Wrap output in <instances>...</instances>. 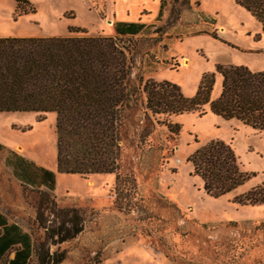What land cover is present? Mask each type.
Returning <instances> with one entry per match:
<instances>
[{"label": "rangeland", "instance_id": "obj_1", "mask_svg": "<svg viewBox=\"0 0 264 264\" xmlns=\"http://www.w3.org/2000/svg\"><path fill=\"white\" fill-rule=\"evenodd\" d=\"M33 11L15 14L13 0H0V34L13 36H106L112 19L153 20L159 0H27ZM154 19L133 37L115 38L130 61L138 98L120 131V177L133 188L114 203V174L80 177L59 173L55 197L17 183L0 157V211L33 241L29 264H264V199L233 200L264 185V132L224 120L205 105L203 113L143 120L146 80L166 81L192 97L202 74L213 75L210 100L218 97L217 66L264 71V32L233 0H164ZM206 19L210 22H204ZM166 122L176 124L170 134ZM53 112H0V143L47 167L55 163ZM148 131V132H147ZM210 141L228 145L248 179L210 197L192 174L188 157ZM69 197H66V196ZM74 209L82 230L57 243L53 234ZM69 216V215H68ZM67 227V224H64ZM40 259L42 262L40 263Z\"/></svg>", "mask_w": 264, "mask_h": 264}, {"label": "trees", "instance_id": "obj_2", "mask_svg": "<svg viewBox=\"0 0 264 264\" xmlns=\"http://www.w3.org/2000/svg\"><path fill=\"white\" fill-rule=\"evenodd\" d=\"M13 1L16 15L33 11L27 0ZM233 1L264 32V0ZM164 4V0H159L156 21ZM122 25L124 30L119 28ZM148 26L151 25L115 23L114 30L116 35H134ZM130 68L123 47L113 37H0V112H53L57 172L80 177L113 173L116 205L133 188L132 179L119 175L120 131L127 110L138 98ZM216 72L221 82L219 95L214 100H210L212 74H202L192 97H183L178 87L169 82L146 80L140 89L144 98L143 120L188 112L201 115L207 105L212 114L224 120L235 119L264 132V71L217 66ZM165 124L170 134L178 132L176 124ZM262 159L264 165V149ZM188 161L203 191L213 198L234 190L248 179V174L238 170L228 145L219 141L201 146ZM263 199L264 185H261L233 201L238 205H252ZM60 213L63 218L53 233L57 243L75 237L82 230L74 209Z\"/></svg>", "mask_w": 264, "mask_h": 264}, {"label": "crops", "instance_id": "obj_3", "mask_svg": "<svg viewBox=\"0 0 264 264\" xmlns=\"http://www.w3.org/2000/svg\"><path fill=\"white\" fill-rule=\"evenodd\" d=\"M154 19L150 20L149 22H144L140 19L135 21L120 18L112 19L111 26L113 27L114 32L113 34L106 36H118L126 38L136 36L141 32H138L134 35H116L114 30L115 23L137 22L146 26L150 23H153ZM119 28L124 30L125 27L122 25L119 26ZM0 37L5 36L0 34ZM0 157L3 167L17 183L26 188L47 191L52 193L55 197H59V195L55 194L56 179L57 175L59 174V172L56 170L55 163L54 167H47L35 159L24 155L20 151V147H15L12 149L5 148L1 143ZM32 254V237L24 229L11 221L4 213L0 211V264H29L30 260L32 259Z\"/></svg>", "mask_w": 264, "mask_h": 264}]
</instances>
